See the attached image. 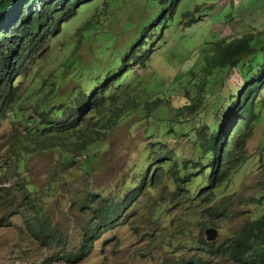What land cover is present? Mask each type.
I'll return each mask as SVG.
<instances>
[{
  "label": "trees",
  "instance_id": "obj_1",
  "mask_svg": "<svg viewBox=\"0 0 264 264\" xmlns=\"http://www.w3.org/2000/svg\"><path fill=\"white\" fill-rule=\"evenodd\" d=\"M21 1L0 0V56L8 51L12 42L21 49L28 48L30 42L37 41L41 44L30 52L26 60L18 61L14 66L0 70V157H2L0 187L4 198L7 195L6 198L11 202L14 197L18 203L17 215L25 230L35 240L51 245L57 238L62 239V233L52 227L50 220L45 217L46 207L43 197L37 195L36 191L27 190L22 182L21 171L26 164V158L37 151H62L65 158L60 163L63 165H70L74 161L75 152L86 153L85 160L96 161L100 158L99 148L107 143L108 132L112 127L132 119L129 117L131 115L139 117L148 115V111H156L154 109L161 108V104L165 102L157 99L154 107L149 108L147 106L149 95L143 90L141 81H131L136 78L132 67L138 60H144V55L150 57L152 53L150 40L141 42L136 36L129 41L128 46L125 45L124 49H120L118 54H110L109 50L114 51L117 48L114 44L109 45L101 41L98 34L107 35V39L111 41H115L116 36L99 28L102 17L100 9H95L91 17L72 35L61 31L59 26L58 29L46 31L43 37L42 28L45 26L42 27L41 24L65 20L73 9L55 12L54 8H44L38 0H28L27 6L30 8V3L33 2L34 8L27 10L14 8V5H19ZM12 11L14 14L11 19L5 20L7 29L3 28L4 19L8 18ZM76 13L77 10L71 13L70 19ZM60 38L71 40L61 44L63 49L68 50L63 55L58 54L53 69L48 71L45 78L39 79L37 70L45 62L43 59L39 64L43 54ZM88 42H96V49L100 46L103 50L98 54L95 48L89 49L98 61L97 64L86 63L80 57L81 53L77 52L79 45ZM253 49L255 50L252 52ZM257 50L263 51L264 46L258 47L248 38H242L228 43L224 41L214 43L210 54H204L203 79L201 89H198L197 101L175 111L179 121L188 122L186 114L205 113L209 110L205 107L207 103L214 102L225 107L223 111L216 112L217 120L208 126V132L201 130L191 139L197 157L196 154L183 152L178 147L174 152L164 151L166 146L163 142L179 135L173 130L169 131L168 128L165 134H161L163 142H158L157 146L153 142L149 144L150 161L156 163L145 162L143 166L134 164L133 168L138 166L141 176H137L132 181H125V188L120 195L127 198L122 202L116 205L112 201L103 203L102 197H105V192H98L96 189L91 190L81 200L71 199L72 204L81 207L82 210L86 204H94L95 199L98 207L89 209L94 225L82 229L80 243L68 252H61L62 255L65 253L64 259L67 262L83 260L104 228L111 229L116 223L129 218L122 217L123 204L128 199L139 196L147 187L157 190L156 186L166 175H170L173 180L176 187L173 192L175 196L189 193L191 185L200 184L199 191L205 192V198L212 197L213 200H217L222 192L220 194L216 191L226 187L232 177L246 165L252 164L244 148L247 140L249 139L248 142L251 140L256 124L261 120L259 112L264 106L262 102L260 105L257 101L258 94L263 91L262 82H255L256 84L252 82V78H261L259 70L255 71L261 66V62L256 58H262L255 56ZM139 52L143 54H137ZM248 53L252 54L250 60L245 59ZM124 69L128 70L121 75ZM228 70L238 71L242 79L238 87H231L223 97L220 92L213 89L219 81L211 84L209 79ZM13 71L17 73L16 76H12ZM30 73L34 74V78L26 82L31 79ZM112 78H115L114 87L108 85ZM240 85L244 92L239 90ZM69 86L71 89L65 91ZM113 90L120 92L123 97L122 102L116 101V96L112 94ZM254 91L256 94L253 93ZM200 105H202L201 110L198 108ZM169 112L171 113L167 109L162 116L158 114L156 117L163 121L170 114ZM86 113L90 114L88 119L100 125L101 134L94 132L95 124L87 121ZM6 121L9 127L3 130L1 126ZM232 125H235L234 129L231 128ZM145 131H148L147 126ZM234 133L237 136L234 137ZM85 160L79 162L83 170L87 166ZM162 162L166 163L168 170L162 168ZM63 179L61 173L53 172L49 181L58 184ZM9 183H12L14 188L7 185ZM125 206L129 207L128 204ZM222 206L224 207L225 204L222 203ZM257 210L250 216V219L256 220L247 221L231 245L229 255L234 260H240V256L253 252L260 258L257 263L264 264V207H258ZM247 213H250V210ZM137 219L139 221L138 217ZM152 236L157 238L154 234Z\"/></svg>",
  "mask_w": 264,
  "mask_h": 264
},
{
  "label": "rangeland",
  "instance_id": "obj_2",
  "mask_svg": "<svg viewBox=\"0 0 264 264\" xmlns=\"http://www.w3.org/2000/svg\"><path fill=\"white\" fill-rule=\"evenodd\" d=\"M100 1L83 6L78 15L64 26L63 31L67 33L76 25L78 28L93 9L100 6ZM106 2L108 3L104 5ZM99 11L103 16L99 23L117 37L116 41H111L107 39V35L99 33L98 38L109 45L117 43L118 46H122L124 43L128 46L131 39L128 41L127 39L135 31L133 24L140 23V27L155 29L153 33L156 32L158 39L153 38L155 39L153 46L156 51L150 59V69L145 70L144 74L146 76L149 74L156 84L148 90L147 106L153 108L157 99L165 100L169 96L166 105L167 108H172L173 112L169 115V120L164 118L160 121L156 116L158 114L162 116L165 111H148V115L144 114L132 121L127 120L117 126L109 133L107 143L100 146L98 153L100 158L96 161L85 160L86 153L79 152L73 154L74 161L69 160L70 165L60 163V160L64 161L62 151H37L28 156L21 174L27 176L42 191L45 190L43 187L45 184L51 183L49 181L51 171L59 168L64 174L62 184H55L54 191L47 193L45 199L46 214L50 224L61 231L62 239L57 238L51 245L35 240L25 231L17 217L19 208L15 198L12 197L9 202L7 195L3 197L4 193L0 187V264H153L151 251L148 250L142 234L133 231L135 215L129 217L126 223L124 220L123 223H116L111 229L104 228L83 260L67 262L64 259L65 253L62 255L61 252H68L80 243L82 229L91 228L94 225L88 211L91 207H98L97 199H95L94 204H86L83 211L74 206L71 199L81 200L90 193L91 189L99 192L101 188L106 189L117 203L127 198L120 195L125 188V181H132L137 176H141L138 166H143L145 162L156 163L150 161L149 144L153 142L157 146L158 142H163L161 134H165L168 128L169 131L173 127L179 131V127L174 126V122L179 121L174 114L176 108L191 105L197 99L198 89H201L203 79L202 67L205 53L202 48H205L209 55L210 48L214 47L211 42L217 43L224 40V43H228L243 36L251 43L255 42L258 47L264 46V0H104L103 8ZM202 43L206 45L201 46ZM84 48L80 55L83 61L88 64L90 62L97 64L98 61L89 49ZM90 49L93 48L90 47ZM102 51L100 46L97 47L96 53L100 54ZM119 51L120 49L109 50V53L115 55ZM57 52V47L51 49L53 59ZM255 56L262 57L256 58L261 62V66L255 69V71L259 70L261 78H252L254 84L262 82L263 91L260 94L257 93V101L261 105L264 104V50H257ZM48 59L49 55L46 57V60ZM150 70H153V75ZM138 73H141V69H138ZM22 79L26 80L23 77ZM161 79H168L167 90H164L167 96L164 95L165 83H161ZM241 79L238 71L228 70L212 76L209 82L215 84L219 81L213 89L224 97L231 87L239 86ZM30 81V78L26 80V82ZM70 89L71 86L65 91ZM239 90H242L241 85ZM253 93L256 94L255 91ZM201 107L202 105L198 108L201 110ZM205 107L209 109L205 113L186 114L185 117L189 120L186 124L197 125L194 128L200 126L208 132V126L217 120L216 112L223 111L225 107L214 102L205 104ZM259 115L261 117L260 122L258 121L259 125L255 126L253 138L249 143L247 140L244 148L253 164L250 163L249 168L242 169L226 187L216 191L220 194L222 192L216 204L223 202L226 205V215L218 218L214 223L217 239H219L218 245L243 226L246 216L243 209L247 210L250 198L256 192L259 193L260 185H264V106ZM86 116L90 124H95L94 132L101 134L100 125L88 119L89 113H86ZM146 126L148 131H145ZM187 135L191 133L188 131L172 139L168 138L166 142H163L166 146L164 151L174 152L178 147L181 151L190 154L194 148ZM84 160L87 161V166L83 170L79 162ZM135 163L138 166L134 169ZM7 185L14 188L12 183ZM156 188L157 190H147V192L154 197L160 194L164 199H168L173 195L175 185L170 175H166ZM130 200L128 199L124 205L130 206ZM179 204L186 221L185 230L182 233V239L185 240L183 242L187 244L188 241L199 244V247L210 248L211 246L205 243V232L200 230L202 228L200 224L209 220L207 215L201 216L209 206L207 200L200 199L193 205L188 200L179 199ZM134 208L141 209L140 202L134 204ZM253 212L254 209H252ZM218 215L217 213L216 218L219 217ZM137 226L139 227V223ZM200 236L202 237L199 240ZM220 261L223 264H235L229 259L225 262L222 259Z\"/></svg>",
  "mask_w": 264,
  "mask_h": 264
},
{
  "label": "clouds",
  "instance_id": "obj_3",
  "mask_svg": "<svg viewBox=\"0 0 264 264\" xmlns=\"http://www.w3.org/2000/svg\"><path fill=\"white\" fill-rule=\"evenodd\" d=\"M96 1H98V0H38L39 3H42L44 8L45 7H51L52 9L54 8L53 10L55 12H62L65 9H66V11H69V10L73 9V11H71L68 14V16L66 17L65 20H59V21H54V22L48 21L46 23L41 24L42 27L45 26V28H42L43 37H45L46 31L58 29L59 26L61 27V31H63L64 26L76 17L77 13L80 11V9L83 6L95 3ZM103 2H104V0H101L100 6H97L95 9L103 8ZM27 3H29L28 0H22L19 5L18 4L14 5V8H16L17 10H19V9L27 10L29 8V6H27ZM34 7H35V4L33 2H31L29 9L34 8ZM95 9H93V11L87 16V18L82 23H84L87 19H89L91 17V15L94 13ZM76 10H77L76 15L70 19L71 13H73ZM13 14L14 13L12 11L10 13V15L8 16V18L4 19V22L2 24L3 28H6L5 20L11 19ZM112 16H113V14H112ZM100 21H101V19H100ZM107 24H108V22H107ZM133 25L135 27V31L132 33L131 37H128L127 40H129V39L132 40L136 36H138L139 37L138 41H141V42H143V40H146V41L150 40L151 41L152 53H151L150 57H146L144 55V60L140 59L137 61V63L132 67L133 68L132 71H134V73L136 74V78L131 79L132 82H135L136 80H140L142 83V86H143V90L148 93L149 88L152 85L156 84V81L152 80L150 78L149 74H147V76H148L147 77L144 74V71L145 70L147 71L150 69V66H151L150 59H151L153 53L156 51V48H154V46H153V44L155 43V39H153V38L156 37L158 39V36H157L156 32L153 33V31H155L154 28H150V27H148V28L144 27L143 28V26L140 27V23L133 24ZM77 26L78 25L74 26V28L71 31H68L67 34L69 33L72 35L75 32V30H77L80 27L79 26L77 28ZM99 28L105 29L102 24L99 26ZM242 38H245V36H243ZM242 38H236V39H242ZM116 39H117V37H116ZM116 39H115V41H116ZM236 39H234V40H236ZM222 41H224V40H222ZM55 43H57V45H54ZM62 43H65L62 38L56 40L54 42V44L50 47V50H47L43 54L39 64H41L43 59L45 60V62L42 63L37 70L38 71L37 75L39 76V79L45 78L48 71L53 69L52 66L54 65V62H55L58 54L63 55L65 53V51L68 50V49H63L61 47ZM95 43L96 42H94V43L88 42L85 45L81 44V45H79V49H77V52L81 53L83 50H85L84 47H86L88 49H90V47H92V48H95V51H96ZM211 43L214 44L216 42H211ZM40 44L41 43L37 42V41L36 42H30L28 48L21 49V48H18L14 42H12L10 44L8 51L3 52V54L0 56V70L14 66V64L18 61L26 60V58L30 54V52L32 50L38 48L40 46ZM205 45H206V43H202L201 46H205ZM123 46H125L124 43L122 46H118L117 43L114 44V47L117 49H121ZM54 47L58 48V52H57V55L55 56V58L53 59L51 56V49H53ZM202 49H203L204 53H207V50L205 48H202ZM253 51H254V49L252 50V52ZM137 54H143V53L139 52ZM48 55H49V59L46 60V57ZM251 58H252L251 53H248V56H245V59H247V60L248 59L250 60ZM138 69H141V73H138ZM125 70H128V69H124L122 71L121 75L123 74V72H125ZM150 71H151V75H153V73H154L153 70H150ZM23 73H25V72H23ZM16 75H17V73L15 71H13L12 76H16ZM30 75H31V80H32L34 78V74L30 73ZM137 78H139V79H137ZM114 81H115V78H112L109 81L108 85L110 87L116 86L113 84ZM167 81H168V79L167 80H165V79L160 80L161 83H165L164 88H163V92H164V90L165 91L167 90L166 86H168V84H169L168 83L166 85ZM174 81H176V79ZM110 82H112V83H110ZM241 87H242V85H241ZM241 91L244 92V90H241ZM112 94L116 96L117 102L123 101V97L121 96L119 91L113 90ZM164 95L167 96V94L165 92H164ZM240 96H239V98H240ZM167 97H168V99L164 100L165 103L161 104V108L154 109V110L166 111L168 109V111H171V113L170 112L169 113L172 114V112H173L172 108H167V105H166V104H168V101H169V96H167ZM196 101H197V99L195 101H193L192 104H194ZM187 106H190V105L182 106V107H180V110L187 107ZM176 109H178V108H176ZM176 113L177 112H175V116H176V119H178V115ZM170 114H168V116L165 117V118H167V120H169L168 117ZM129 117H131L132 119H128V120L132 121L133 119L138 118L139 116L131 115ZM188 122H182V121H178V123L174 122V126H178L179 131L175 130L174 127L171 130H173V132L175 134H185L189 131L191 133V135L186 136L189 139H193L194 135H196V133H198L199 131H201V130L205 131L200 126L193 128L191 125L186 124ZM259 122H260V120H259ZM259 122L256 124V126L259 125ZM195 126H197V125H195ZM234 126L235 125H232L231 128L234 129ZM8 127H9V124H8V121H6L1 126V129L7 130ZM116 127L117 126L112 127L109 130L108 135ZM184 128L187 130H183ZM253 135H252V138H253ZM235 136H237L236 133H234V137ZM252 138H251V140H252ZM263 151H264V145H263ZM190 154H192V155L196 154V157H197V152H194V150H191ZM84 158H85V155H84ZM60 161H62V160H60ZM249 167L250 166L248 164L244 167L243 170H245L246 168H249ZM162 168L165 170H168V166L166 165V163L162 162ZM53 172H58V173H61L62 175H64L62 173L61 169H59V168L56 169L55 171H51V174ZM51 174H50V176H51ZM234 177H232L228 183H230ZM22 182L25 184L27 190L36 191L37 195L43 197L44 207H46L45 199L47 197V193L54 191V185L55 184H52V183L45 184L43 186V187H45V190L42 191L38 185L31 182L28 179V177L25 175H22ZM62 182L58 183V184H62ZM227 184L225 186H227ZM200 186H201L200 184H198V185L193 184L190 186L191 192L185 193L183 195H177V196H175L173 194L168 199H164L163 197L160 196V194H159V196L154 197L152 194H149L147 192V190H152V189L147 187L145 190L141 191L139 196L130 200V206L128 207L129 209L123 204L124 212L122 213V217L126 218V217H132L133 215H135V220L133 222V231H136L137 233L139 232L142 234V236L145 240V244L148 247V250L151 251L153 264H223V263H221L220 259H222L224 262L226 261V259H229V260H232L235 264H258L257 261L260 258L258 255H256L253 252L251 254L246 253L243 256H240L239 257L240 260H234V258H232L229 255V252H230V248H231L233 241L238 237L239 232H240L241 228L244 226V224L247 221L252 222V221L256 220V219H250V216L252 214V209H254V211H256L258 207H264V193L260 194V193L264 192V185H260L259 193L256 192L250 198L247 210L244 211V209H243L244 214H246L245 222H244L243 226L239 229V231H237V230L234 231L232 233V235L227 240L223 241L220 245L217 244L219 239H217L218 235H216L214 223L216 220H218V218L224 217V215H226V205L223 207L222 206L223 202H218V204H216V200H213L212 197L205 198V196H204L205 192L199 191ZM91 190H95V189H91ZM101 191L105 192L104 193L105 197H102L103 203H109L110 201H112V203L114 205L117 204V202H114L115 199H112V197L108 194V191L106 189L101 188ZM179 199L188 200V201L192 202L193 205L195 203H197L200 199L207 200L209 206L205 209V211L201 214V216L207 215L209 217V220L207 222H202L200 224L202 226V228L200 230H201V232L202 231L205 232V238H206L205 243L207 245H210L211 246L210 248H208L206 246L199 247L198 246L199 244H192L191 242H188V241H187V244H185L183 242L185 240L182 239V233L185 230L186 221H185V218L182 214L183 209L179 204ZM139 202H140L142 208L141 209L134 208V204H139ZM260 202H261V205H259ZM251 207H254V208H251ZM79 208L82 209L81 207H79ZM249 210H250V213H247V211H249ZM83 211H84V209H83ZM143 211H144V213H142ZM257 211L259 212V210H257ZM88 213L91 215V218H92V214H91L90 210L88 211ZM127 213H128V216H127ZM217 213L219 214L218 215L219 217L216 218ZM17 217L19 218L21 225L25 229V226L23 225L19 215H17ZM45 217L48 218L47 214H45ZM137 217L139 218V221H138ZM127 221H128V218L125 219V223ZM123 222L124 221H121V222H118L117 224H120ZM138 223H139V230L137 231ZM153 234L157 236L156 239L152 236ZM217 234H218V232H217ZM209 236L213 237V238L208 239ZM201 237L202 236H200L199 240L201 239Z\"/></svg>",
  "mask_w": 264,
  "mask_h": 264
},
{
  "label": "water",
  "instance_id": "obj_4",
  "mask_svg": "<svg viewBox=\"0 0 264 264\" xmlns=\"http://www.w3.org/2000/svg\"><path fill=\"white\" fill-rule=\"evenodd\" d=\"M212 238H213V237H210V236L208 237V239H212Z\"/></svg>",
  "mask_w": 264,
  "mask_h": 264
}]
</instances>
